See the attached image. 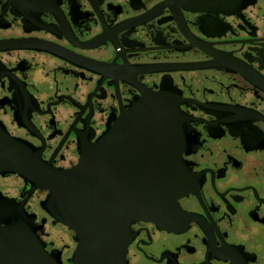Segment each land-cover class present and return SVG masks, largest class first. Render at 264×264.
<instances>
[{
    "label": "flooded vegetation",
    "instance_id": "obj_1",
    "mask_svg": "<svg viewBox=\"0 0 264 264\" xmlns=\"http://www.w3.org/2000/svg\"><path fill=\"white\" fill-rule=\"evenodd\" d=\"M115 122L101 197L89 185L77 206L73 177L65 222L36 186L38 164L75 168ZM172 157L184 193L130 218L125 264H264V0H0L3 225L23 216L60 264H76L79 230L99 219L117 235L138 207L124 190Z\"/></svg>",
    "mask_w": 264,
    "mask_h": 264
},
{
    "label": "water",
    "instance_id": "obj_2",
    "mask_svg": "<svg viewBox=\"0 0 264 264\" xmlns=\"http://www.w3.org/2000/svg\"><path fill=\"white\" fill-rule=\"evenodd\" d=\"M143 105L144 103L140 102L126 110L128 114L124 119L135 121L136 113L143 111L141 108ZM145 105L152 107L151 102ZM146 120L150 121V118ZM120 136V125L115 122L97 141L83 148L80 162L73 169H54L38 164L39 173L35 176L41 181L36 183V186L50 191L48 209L51 213L53 200H58L64 214L63 220L69 222L68 192L73 177H76V184L82 188L80 194L76 195L77 206L84 205L85 201L88 203L89 185L96 187V196L101 197L103 185L102 177L100 178L101 171L106 167V159H110V155L117 151L116 145L121 143ZM15 147L22 150L20 145ZM170 160L171 163L165 165H150L145 168L141 166L140 181L135 194L133 195L131 190H124V202L133 199L135 203L138 202V207L134 205L135 208L130 214L123 213L122 231L118 230L117 235H112L110 230L103 231L99 219L95 232L79 230L81 239L75 252L78 259L76 264L126 263L125 257L130 240L128 227L130 218L147 219L152 214V209L162 206L163 201L167 203L169 200H175L184 193L181 166L175 157ZM14 170L24 175L21 166L14 167ZM113 186L116 188V182ZM95 206L92 205L93 208ZM95 211L101 215L100 205H97ZM21 217L23 216L10 215L6 217L8 219L5 225L0 221V264H60L59 255L49 253Z\"/></svg>",
    "mask_w": 264,
    "mask_h": 264
}]
</instances>
